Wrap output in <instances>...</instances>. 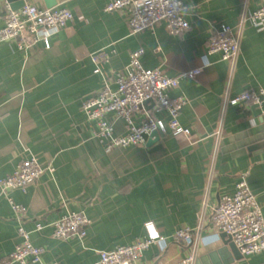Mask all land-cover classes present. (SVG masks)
<instances>
[{
	"label": "crops",
	"instance_id": "0c3cea01",
	"mask_svg": "<svg viewBox=\"0 0 264 264\" xmlns=\"http://www.w3.org/2000/svg\"><path fill=\"white\" fill-rule=\"evenodd\" d=\"M47 8L45 0H20ZM73 19L50 39L20 50L0 43V177L13 174L34 156L46 170L25 190L8 193L24 207L21 218L35 246L45 248L40 264H94L99 252L128 246L149 235L150 226L167 247L151 246L137 264H173L191 249L172 239L178 229L203 224L195 264H264V252L233 260L219 254L223 241L212 225L215 206L245 180L264 218V114L257 107L226 103L244 91L264 88V29L246 24L235 63L208 47L221 25L237 27L243 14L264 0H183L189 29L170 33L166 23L131 32L127 13L105 12L113 0H55ZM7 0H0V27ZM32 37L22 36L29 45ZM143 49L147 70L160 68L182 79L172 97L188 104L179 115L191 138L167 128L155 143L106 150L94 137L82 104L105 85L116 90L128 71L130 54ZM98 70V71H97ZM151 117L167 126L168 116L149 102L135 117ZM115 134L125 123L115 119ZM52 168L51 172L49 169ZM0 190V264L21 242L20 222ZM66 212H82L91 226L84 239L53 237V223ZM37 225L42 230L36 231Z\"/></svg>",
	"mask_w": 264,
	"mask_h": 264
},
{
	"label": "built area",
	"instance_id": "2783aa9c",
	"mask_svg": "<svg viewBox=\"0 0 264 264\" xmlns=\"http://www.w3.org/2000/svg\"><path fill=\"white\" fill-rule=\"evenodd\" d=\"M104 11L126 12L133 34L154 30L161 23H166L174 36L189 29L183 0H113L106 5ZM72 19V13L65 8H37L25 4L20 9L13 10L10 4L6 3L4 24L0 27V43L16 41L18 48L24 50L42 42L49 48L50 39L63 30ZM246 24H251L259 30L264 29V4L253 12L246 11L235 28L221 25L209 44L208 55L220 54L222 60L235 63L241 49L240 33ZM24 34L32 37L29 45L21 42ZM143 54V49L130 54L128 71L118 78L116 90L105 85L82 104L87 121L94 125L93 137L108 151L144 145L153 132L165 133L167 128L175 137L191 138V131L179 122L180 112L188 104V99L184 96L172 97L171 92L179 88L182 79H192L200 74L201 70L169 77L160 68L145 69L141 63ZM151 101L155 102L158 112H165L168 116L167 126L162 120L151 117L136 123L135 117ZM226 103L239 108L257 107L264 114V88L244 91L233 99L227 98ZM110 115L124 121V134H115V123L109 119ZM49 170L53 171L52 168ZM45 171L37 158L31 156L23 160L13 174L0 177L1 193L8 196L12 190H25L36 183ZM8 201L20 222L18 236L21 242L1 264H40L46 252L45 248L32 243L31 232L21 223L25 213L24 207L16 204L9 196ZM211 221L218 232L231 237L242 257L248 258L264 252V218L261 206L245 180L237 184L232 195H225L220 199L213 209ZM90 226L91 220L84 213L66 212L53 223V237L58 240L73 237L84 239ZM40 230L42 226L37 225L36 231ZM202 232V223L194 228L185 227L174 232L172 239L191 249V252L173 264H195ZM153 245L163 246V250L167 247L166 238L152 225L145 239L128 246L116 247L111 251H101L94 264H137Z\"/></svg>",
	"mask_w": 264,
	"mask_h": 264
},
{
	"label": "water",
	"instance_id": "95a60500",
	"mask_svg": "<svg viewBox=\"0 0 264 264\" xmlns=\"http://www.w3.org/2000/svg\"><path fill=\"white\" fill-rule=\"evenodd\" d=\"M10 3V6L13 10H18L25 5L24 1L20 0H7ZM47 8H53L57 5L55 0H45ZM164 134L160 131H155L151 134L150 138L148 139V145L155 143L158 141ZM221 238L223 241V249L219 250V254L224 258L225 252L230 251L232 254L233 260H238L242 258V255L236 248L235 244L232 242L231 237L226 234H221Z\"/></svg>",
	"mask_w": 264,
	"mask_h": 264
}]
</instances>
